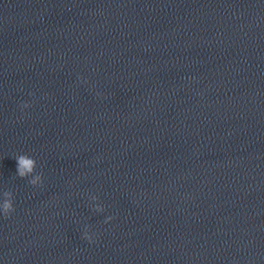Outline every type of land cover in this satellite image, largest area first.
Wrapping results in <instances>:
<instances>
[{
    "label": "clouds",
    "instance_id": "clouds-1",
    "mask_svg": "<svg viewBox=\"0 0 264 264\" xmlns=\"http://www.w3.org/2000/svg\"><path fill=\"white\" fill-rule=\"evenodd\" d=\"M17 161V175L21 178L27 177L29 174L35 171V159L30 158L26 154L18 155L16 158ZM41 177L39 174L36 175V179H32L29 181L31 185H36L37 180ZM4 196L6 197L3 200V203L0 204V209H2L3 215L7 218L10 213H12L15 209L13 207V202L11 199H7V197L11 196V193L5 192ZM112 219V217H110ZM84 238L87 239L89 242H92V237L88 234H84Z\"/></svg>",
    "mask_w": 264,
    "mask_h": 264
}]
</instances>
